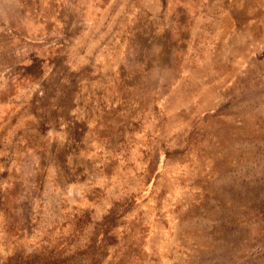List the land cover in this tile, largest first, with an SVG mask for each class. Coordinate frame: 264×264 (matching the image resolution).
I'll use <instances>...</instances> for the list:
<instances>
[{
	"label": "rangeland",
	"instance_id": "rangeland-1",
	"mask_svg": "<svg viewBox=\"0 0 264 264\" xmlns=\"http://www.w3.org/2000/svg\"><path fill=\"white\" fill-rule=\"evenodd\" d=\"M0 264H264V0H0Z\"/></svg>",
	"mask_w": 264,
	"mask_h": 264
}]
</instances>
